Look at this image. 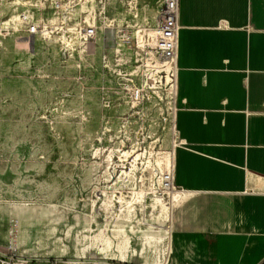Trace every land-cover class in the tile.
I'll use <instances>...</instances> for the list:
<instances>
[{
    "label": "rangeland",
    "instance_id": "1",
    "mask_svg": "<svg viewBox=\"0 0 264 264\" xmlns=\"http://www.w3.org/2000/svg\"><path fill=\"white\" fill-rule=\"evenodd\" d=\"M61 2L77 31L97 18L80 67L62 54L58 28L26 33L24 17L55 22L53 0H0V254L19 264H168L182 195L162 179L173 173L176 184L187 145L174 71L155 51L160 0ZM130 88L143 91L140 105Z\"/></svg>",
    "mask_w": 264,
    "mask_h": 264
},
{
    "label": "crops",
    "instance_id": "2",
    "mask_svg": "<svg viewBox=\"0 0 264 264\" xmlns=\"http://www.w3.org/2000/svg\"><path fill=\"white\" fill-rule=\"evenodd\" d=\"M168 264H264V0H181Z\"/></svg>",
    "mask_w": 264,
    "mask_h": 264
},
{
    "label": "built area",
    "instance_id": "3",
    "mask_svg": "<svg viewBox=\"0 0 264 264\" xmlns=\"http://www.w3.org/2000/svg\"><path fill=\"white\" fill-rule=\"evenodd\" d=\"M88 2L89 0H84ZM180 3L181 0H160V9L158 12L155 35V51L159 57L164 60L171 70L175 86L177 87V77L175 74L176 60L179 48V32H180ZM63 8L61 0H53V9L57 14L56 20L35 21L32 17L25 18L26 33L32 37H48L53 29L58 28L61 32L60 37L55 38L61 46L62 54L65 58L77 61V67H80V61L84 56V52L97 40V18L91 17L87 26L81 31H77L76 24H72L71 16L68 18L60 15ZM78 59V60H77ZM132 104L140 105L144 100V93L141 89H128ZM175 175L168 172L162 179L163 188L171 192L174 189ZM175 192V191H172ZM181 194V190L178 192ZM0 264H19L13 257L0 254ZM23 264H27L26 262Z\"/></svg>",
    "mask_w": 264,
    "mask_h": 264
},
{
    "label": "bare ground",
    "instance_id": "4",
    "mask_svg": "<svg viewBox=\"0 0 264 264\" xmlns=\"http://www.w3.org/2000/svg\"><path fill=\"white\" fill-rule=\"evenodd\" d=\"M173 189V188H172ZM174 189H176L175 185H174ZM109 260H114V258H108Z\"/></svg>",
    "mask_w": 264,
    "mask_h": 264
}]
</instances>
